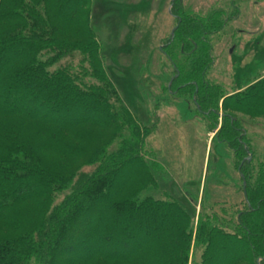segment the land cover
Segmentation results:
<instances>
[{"label": "trees", "instance_id": "16d2710c", "mask_svg": "<svg viewBox=\"0 0 264 264\" xmlns=\"http://www.w3.org/2000/svg\"><path fill=\"white\" fill-rule=\"evenodd\" d=\"M234 1L170 7L167 88L217 128L241 180L196 215L166 192L141 195L156 183L143 149L157 125L107 78L89 0H0V264H264V160L253 170L239 117L264 120V75L231 94L206 79Z\"/></svg>", "mask_w": 264, "mask_h": 264}, {"label": "rangeland", "instance_id": "374dc122", "mask_svg": "<svg viewBox=\"0 0 264 264\" xmlns=\"http://www.w3.org/2000/svg\"><path fill=\"white\" fill-rule=\"evenodd\" d=\"M180 1L188 12L200 14L231 9V0ZM172 2L89 0V22L97 34L103 70L123 104L141 125H157L143 149L156 183L141 195L166 192L197 215L201 198L207 204L225 195L234 199L241 180L230 149L214 137L217 128L209 129L210 122L187 93L167 88L174 67L164 51L177 27ZM234 5L237 18L211 37L212 64L206 72V79L227 94L264 75V0H235ZM239 117L257 157L255 170L264 160V120ZM247 157L252 161L251 154Z\"/></svg>", "mask_w": 264, "mask_h": 264}, {"label": "water", "instance_id": "95a60500", "mask_svg": "<svg viewBox=\"0 0 264 264\" xmlns=\"http://www.w3.org/2000/svg\"><path fill=\"white\" fill-rule=\"evenodd\" d=\"M174 30H175V29L173 28V30H172V32H171V36L173 35ZM175 76H176V75H175ZM247 159L250 160V157H247Z\"/></svg>", "mask_w": 264, "mask_h": 264}]
</instances>
